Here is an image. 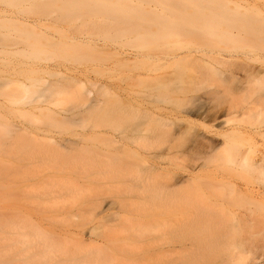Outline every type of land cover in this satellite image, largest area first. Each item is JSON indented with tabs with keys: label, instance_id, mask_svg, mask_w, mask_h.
Segmentation results:
<instances>
[{
	"label": "bare ground",
	"instance_id": "1",
	"mask_svg": "<svg viewBox=\"0 0 264 264\" xmlns=\"http://www.w3.org/2000/svg\"><path fill=\"white\" fill-rule=\"evenodd\" d=\"M156 2L160 4V6L162 7L161 9H157L158 5L156 4ZM222 2L220 0H161V1H157V0H0V23L1 21L2 23L5 21L6 22L5 24L10 22L19 25L17 26L19 27L18 28L19 31L16 30V32H19L20 35L18 34L17 36L18 37L20 36L22 38L24 36H22L21 34L26 35V33H28L27 35H29L31 32L33 31L35 32V30L38 31L35 32L36 40H33L34 39L33 36L30 37H27V35L25 36L27 38H31V41L30 40L26 41L28 45L23 44L24 40H26L25 37L24 40L17 41L18 37L15 36L14 37L15 41L13 40L12 42H14V46L17 48L16 49L17 54L15 52H12V54L13 53L16 55L19 54L20 56L22 55L21 57H24L26 55V51L24 49L22 50L21 47L23 48V46H25L24 48L26 49V47L31 44L30 42H34L31 46H33L32 48H34V52L37 55L33 54V57L34 55H35L34 58H36L37 56L40 57L41 55L46 57L42 62L44 65L43 64H39V65H41L42 66L41 68L44 69V70L42 69V71L44 72L46 69L47 71L45 72L47 73L48 71H50L49 73H52V70L53 71L61 70L60 69L61 66L58 65L57 63H53L54 61L52 62L51 60L54 59L53 57L55 55H58L60 51H62L63 47L60 46L62 49L59 51L58 48L60 47H58L57 45L58 44L59 45L62 44V46L65 45L66 43L65 41L64 44L60 43V41L63 39H68L66 41L70 42L72 44V47L73 46L75 47L74 50H77L76 48H79L80 46L84 48L83 46H91V45H93L95 49L96 47L99 49L108 48L110 49L111 52H113L114 55L121 57L122 60L124 61L133 60L138 57L141 58L144 57L145 59L147 58L146 60H148L149 58L151 59L150 57L151 55L150 56L140 55V53H144V52L147 53L149 47L150 49L151 48L153 49L155 45L156 46L157 45L160 46V44L161 46H164L165 44L167 45L170 43L171 39L173 40L176 39L177 42L179 43L182 40L183 42L186 40L194 41L193 39H195V41L196 39L197 41L198 39L202 41V39L216 38L217 36L220 37L225 35L226 39H228V37H231L230 38L231 42L235 39L236 41L238 40L237 43L242 44L244 41L245 42L248 41V39L245 38L247 37L249 39L252 38L250 39L251 43L253 39H255L259 43L261 42L260 43L261 45L262 41L264 40V22H263L264 17H261V19L259 18L260 20H262L263 18L262 21L263 24H262L260 20H257L255 17H251L250 15H248L247 13L250 14V12H246L247 11L246 9L244 13L246 12L247 15L242 13L243 14L241 17L242 19L234 17L235 14V13L233 14L234 10L227 9L229 4L226 3V1L225 4L223 0ZM154 4H156L157 6H155ZM235 5H237V3H235ZM245 5H247V3H245ZM24 6H28V8L27 7L24 8ZM8 7L17 8L18 14H16L17 12L11 13L10 10L7 9ZM29 8L30 10L26 11V9ZM23 10L26 14L29 13L41 14L44 13L46 10L51 11L52 13L48 12L50 15L46 17L44 16L41 17L42 16L41 15L40 17L31 18L28 15H24L25 13L23 12ZM54 12L56 15H53ZM47 23L48 25L50 24V26H47L46 25ZM5 24L3 23L1 25L3 26ZM51 25L53 26L52 29L50 28ZM222 25H225V29L228 28V30L236 29L244 36L240 37L241 34H239L237 31H236L237 34L235 35L231 34L230 32H227V30H225L224 32L221 29V27H223ZM53 30H55V32H51ZM24 32L26 33L24 34ZM8 34L9 33H7V35L0 33V35L3 36L2 38H0V45L3 43V41L5 42L12 37L11 34L8 37ZM236 35H238L239 37L238 36L236 37ZM4 36L5 37L7 36L8 39H6ZM100 36H103L105 39L106 37L112 38L113 40L112 39L111 40L107 39V40L108 42L110 40L111 43L114 42V44L112 43L114 46L110 44V42L108 43L110 44V46L107 45L105 39L100 40L102 38V37L100 38ZM118 38L120 41H118ZM114 39L117 40L115 41ZM123 39L124 41L127 39L129 43H126L127 40L125 42L123 41L125 44L121 46L123 43L121 41ZM240 40L243 42H239ZM211 41L214 40L211 39ZM215 41H217V39ZM234 41L232 43H234ZM119 42L121 45L119 44ZM245 42L242 45L243 47H245V45L247 47V45L250 43L249 41L246 42L247 44ZM71 44L69 47L67 46L65 47H67L68 50H70L69 48L71 47ZM127 44L131 46L129 47L131 51L125 48ZM181 45L182 44H180L179 46ZM196 45L198 46V44ZM239 45L238 47H240ZM251 45H253V47L248 46L249 47L248 49H252L249 50V52L241 51L244 57L247 59H251L252 55L253 56L256 55L257 53L256 48L262 49V51L260 50L261 54L264 51V46H263L264 42L262 45L263 47L260 45H259L260 47H258L256 46L257 44L255 46L254 44ZM157 47H154L156 51H158ZM133 48L134 51L132 50ZM135 48L137 51L135 50ZM88 49H90V47ZM88 49H86L85 51H87ZM154 49L153 51H155ZM180 49L181 48H179L177 51H182V49L181 50ZM184 49L188 50V47ZM66 50L67 49L65 48L63 51L64 54L69 53L68 51L66 52ZM71 50L74 51L73 48H71ZM175 50L174 52L171 51L172 53L169 52L170 54L168 53V51L166 55L164 54V57L166 56L165 57L166 61L163 60L164 63L162 62L163 63L162 65L165 64L163 66L165 67V69L163 71L164 72L163 75H161L162 78L160 76H157L160 77L159 79H161L160 81L157 80L158 81V83L156 82L157 85L155 84L156 85L155 86L152 83L153 80L156 81L157 77L155 76V74H153L155 77L151 76L152 78H150L151 80L153 79L152 81L150 80L148 82L147 80V82L149 83L147 86L148 89V93L146 95L147 98H145L147 99V105L143 113V118H144L143 121L138 120L137 118L138 113L136 112L137 113L136 114L133 108L131 109L128 107H124L122 106V104L119 105L118 104L119 101L118 102L114 101L113 100L114 98H111L113 96L112 89H110L111 87H109L104 83L99 84L98 81L89 79L84 74L85 78L86 79L88 78L87 80L90 83L88 85L92 87V89L88 88L86 89L85 92L83 91L84 94H86L85 96L87 98L89 97L88 98L89 100L86 99L89 101V103L87 101L89 105L87 106L86 104H84L85 105L84 108H83L84 106L83 104H82L83 106L81 105L79 106L77 104L78 108L76 107V105H74L76 101L81 102L79 99H81V95H82V93L80 94L79 89L76 90V94L79 91L78 92L79 95L78 94L74 95L75 89H77L74 88L73 91L74 96L72 98L77 97L79 101L77 99L73 101V99L71 98L72 100L71 103L75 102L73 104L74 105L73 107L70 104L72 109L75 107L77 109L72 114V118H73L72 120L70 116L64 118L66 116L64 115V117L60 116V118H62L63 121L66 119L64 122L47 121L48 123L41 124V123H36V121H34L35 119L33 120L31 118L33 122H29L28 124L29 126L18 129V131L20 129L21 130L17 133L15 146H14V160L16 163V168H17L16 171L18 177L17 178L18 182L16 185L17 214L15 216L14 223L11 226L12 229H10L11 227L8 223H6V221L0 220V243L4 239H5L4 242L8 240V237L3 233L6 232L8 233L9 230L8 233V235H10L9 237H11V235L14 237L13 249H17L18 253H16V255L19 256L16 259L17 260L16 264H108V263L116 264V262H119V259L116 258L118 254L120 255L118 258H120L121 262H123L124 264H129L131 260V259L129 260L130 257L129 252L134 250L133 248L139 250L158 249V248H163V244L167 245L168 249H171L170 253L172 255L169 254V259L171 258L170 256H173V258L170 259L169 261L170 263L168 261L167 263L176 264L175 262H177L178 264L180 262L179 258H177L178 257L177 255H175L176 257H174V253L176 254L178 253L176 251L177 249H180L178 248V246H180L181 242L186 241L189 238L188 234L189 236L192 235L193 238L195 239L191 238L190 236L191 239H189V242L188 240L186 242L191 243L190 245L192 249L195 250L194 246L196 243H198L197 242L198 238L196 240V237L199 231L198 232L195 231L196 230L195 225L197 224V222L195 223L196 219L194 218H197L198 216L199 217L197 218V220L200 218L203 208L200 207L201 212L199 211L200 208L199 210L197 209V207L199 206H197L198 203L197 200L195 199L196 198L195 194L192 193L195 191L193 189H190V187H192L194 184L192 183L194 179L192 174L190 173L188 174V176L184 178L183 175L182 177L179 175L177 170L180 168L179 159L181 157V152L179 146L181 139L182 140L184 139L182 138V136L183 137L186 136L187 135L186 133L188 131L191 132L190 130L191 128L193 129L194 127L193 125L195 124V122H193V120H190V118L188 117H195L201 119L202 122L199 124L200 128L203 127L207 132L221 138L220 141L218 140L219 142L218 141L215 142V140L204 142V139L202 138L204 147L201 148H203L204 152L203 150L201 152L204 155L201 153L202 156L200 157V159L202 158V161L204 159L203 162L208 161L206 165L209 164L210 160H212V158H214L216 154L221 152L223 156L220 154L218 156H220V160L222 162L219 163L224 164V166L226 165L225 167L229 168L228 169L229 174H233V176H236L234 175L237 174L235 172H240L241 174L243 173L244 176L247 175L248 178L254 179L257 182V184L258 183L260 184V187L258 188H246L241 190L240 196L243 193V196H241L242 198L239 196V191H240L239 189L235 188L236 190H238V192H235L233 186L229 187L230 185L227 184L229 186L228 188L226 187L228 189L226 196L230 198L231 202L226 201V203L229 202L228 204L232 206L236 205V207L253 205L255 207V211L253 210L252 212L250 211L251 210L250 208L252 206L251 207L248 206L249 209L247 208L249 211L248 213L249 221H250V217L252 216L251 213H255V212L264 213V204L262 203L263 201H261L264 199V153L260 155L261 156L260 158L258 157L259 158L258 160L253 162L254 160L252 161L250 159L248 153L244 152L243 154H241L239 152L240 144L238 145V142L236 143L235 140L237 136H241L243 134L240 132L239 129H237V126L231 125L234 121L237 120L239 115L235 117L236 114H234L235 118H232L233 119L232 123L229 119L224 120L222 118L223 115L221 113L219 114L220 112L219 110H218L219 112L218 111L214 112L212 109L213 108L214 110L217 109V106L218 105L220 106V103H221V107L223 106L224 103L222 104V100H224L225 95L223 94L224 96L223 99L221 100L222 94L220 92L216 90L205 92V90L208 88L207 85L208 84H209L208 86L211 85L210 83H212L211 80L213 77L215 78L217 76L218 78L224 75V74L222 75L221 74L222 71L218 69V67H220L219 65L226 66V64L229 63L231 64L232 59H238L240 57L234 56L235 54L232 55V53H230L231 55L229 54L230 55L229 57L222 56L224 54L222 55L219 54V56H217L218 55L217 54L214 56L212 55V53H210L211 51L207 52L208 50L206 49H204L206 50V52L197 49L194 51L188 50L186 52H180V53H178L177 51L175 52ZM243 50H246V48L245 49L243 48ZM254 50L256 51L255 55L251 54L250 52V51L254 52ZM238 51L240 50L238 49ZM87 52L90 51L88 50ZM106 52L108 51H105V55ZM81 53L82 52L78 53V55H80ZM60 54L58 56L61 55L63 56V54L61 55ZM76 54L74 55L72 53L71 55L72 57L73 55L74 57L75 56L77 57L78 55ZM90 56L89 58L93 59ZM26 57L27 56H25L24 58ZM33 57L31 58L33 59ZM65 57L69 58V54H66ZM66 58L65 60L69 61ZM39 59L41 60L42 58ZM85 59H88V57H86ZM45 60L48 62L46 65L44 63ZM77 60H80V58H77ZM135 60H137V62L139 61L138 59ZM75 61H73L74 65H75ZM258 62L260 64L257 68L252 67L247 63L245 65L242 64L239 70L242 69L240 70V73L242 74L244 73V75L242 78H238L239 80L237 79V76L235 77V75L237 74L231 73L230 71L231 73L230 77L232 78L235 77V79L238 80L237 83H239V85L235 84V86L234 85L232 86V88L238 86L236 87L237 89L235 90L236 93L237 91L239 92V94L242 95L246 94L245 92L251 93L248 90L249 89L252 90L251 88L252 83H254L253 86H255L256 82L257 83L258 82L261 83V81L262 83L264 82V55H262L261 58L259 57ZM27 63L29 62L27 61ZM8 64L7 67L10 66V65L8 66ZM70 64L71 63L69 62V66ZM76 64L78 63L76 62ZM230 64L228 66L232 65ZM122 65L125 66V63H122ZM33 66H36V63ZM69 66L63 68L67 72L75 70V68L72 69L71 66L70 67ZM159 68L161 67L159 66ZM171 68L173 70L170 71ZM181 69L183 72H181ZM40 70L41 69L39 68V71ZM226 70L228 69L226 68ZM63 71L60 72L62 73ZM184 71L188 72L189 76L188 73H186L187 75L183 76L184 77L183 78L182 74H184ZM30 72L32 74V71ZM34 72L37 73V71ZM55 74H58V72ZM55 74H53V76ZM76 74L74 73L70 75L69 73L71 77L75 78V81H73L74 78L71 79V77H68V74L66 75L68 78H70L73 81V83L75 82L76 85L78 84L77 83L78 81L79 87L81 88L80 83L81 84L83 83L84 80V79L82 80L83 75L80 72L79 74L82 75V78H79L77 77L79 75L77 74L76 76ZM68 78L67 80H66V76L64 78L66 80L64 81L67 82L66 87L69 86L67 84H70L72 82V81L69 82ZM35 81L36 82L33 83H31L32 82L31 81L29 84H25V82L23 81L22 86L24 87V89L21 91L22 95L20 94L21 96L18 97V100L16 99V97L11 98L12 100L15 99L13 103L15 102L16 104L17 102L20 103L22 101H25V103L26 102L33 103L34 101H38L40 102V104H42L40 108H42V106L44 107L43 109H41V111H43L51 108V106L50 107L48 106L47 109L45 108L48 105V102L49 105H51V103L56 99V96L59 97L58 95L60 94V92L61 94H63L64 91L66 92V90H68V88L66 87L65 90L62 84H60V86L58 85V87H60L59 90L58 88H56V85L54 86L51 85L54 84L53 81H50L52 82L50 84V82L44 80V78L36 79ZM224 82L226 81L224 80ZM87 83H85L84 86L89 87L87 86ZM262 83L261 85H264ZM3 84H5V82L1 81L0 79V86ZM204 85H206L207 87L206 89H204L205 88ZM201 86H204V88ZM221 86L222 84L220 85V87ZM96 88L97 91L102 92L101 93L103 94L102 99H99L97 97V95L99 96L100 93H97ZM201 88L204 89L205 92L204 94L201 93L203 91V90L200 91ZM219 89L220 88H218L217 90ZM221 90H223V88ZM224 90L227 91L226 87L224 88ZM258 90H259V94H258ZM258 90H257V94L259 96L257 97V100L261 103V105L258 104V101L257 102L254 101L256 102V105L257 104L260 105V107L256 106L257 108H255V110L260 108L261 111L263 110L261 113H264V88ZM197 92L198 94L200 92L201 96L199 95L197 96L196 95ZM224 93L226 94L227 92ZM66 94L64 93L63 96L61 95V97H63V99L61 100L57 98L59 100V101L57 100V102L62 103L64 100L66 102V99L70 97L69 95H68L69 97H67ZM251 94L248 95H251L252 97L253 94L255 95V92ZM18 95L19 94H17V96ZM64 95H66V97ZM104 95L105 96L107 95L108 98L103 99ZM13 96L15 95H12V97ZM155 97H157L162 102L161 103L159 101V104L160 103L163 104L164 105L163 107H161V105L159 104H157L158 106H160L159 108L158 106H155L154 104ZM235 97L234 98L232 97L231 100L233 99L232 101H234ZM238 97L241 98L243 96L238 95ZM51 98L54 99L52 100ZM83 98L84 96L82 97V99ZM82 101L84 102L85 98ZM196 101L197 103L199 102V104L200 103L202 104L203 101L204 102V104H202L203 106L200 104L201 105L200 108V105L197 104L196 106H198L197 107L198 109H195L194 107ZM38 102H37V106L39 104ZM34 104L36 103H33V105L32 104L30 105L27 104V105L31 107L33 106L36 107V105ZM53 104L55 103L53 102ZM210 104H212L213 106H211ZM238 104L239 103H237L236 105L233 104L235 106V109L238 107ZM63 105H65V103ZM22 106H24V104ZM55 107L58 106L56 105ZM36 108L38 109L39 107ZM54 108L53 111H51L52 108L49 109L50 111L49 110L47 111L50 114H53L52 117L56 118L54 116ZM58 108H55V110H58ZM68 109L69 107L67 108V110ZM230 109H232V107H230ZM235 109L233 108L232 110H234V112L236 110L238 111V109L236 110ZM63 110H65V112L67 111L66 109ZM157 110L158 112H156ZM232 110L229 111V113L228 112L227 113L228 114L233 113ZM62 112L63 111L60 108V113L63 115L65 112L63 113ZM49 113L45 112L42 113V115L43 117H45V115ZM60 113L58 112L57 114L59 115ZM67 113L68 112H66V114ZM57 114L56 116H58ZM69 114H71V112ZM256 114L258 113L256 112ZM46 116L47 117L49 116V120L50 118H52L51 115H46ZM75 116L76 117L78 116V118L80 117V120ZM182 121L187 123L188 131L184 125H179V124H184L182 123ZM206 122H211V123L213 122V123L211 125H207ZM55 125H59L64 129H68L69 127H74V128H79V130L75 131L73 134L70 135H66L64 134V132H55V133L50 132L49 134H46V132L45 133L41 132L43 131V127L49 128ZM189 126L191 127L190 129ZM27 132H29V135ZM260 135L263 137L262 139H264V131L260 132ZM217 139L218 138H216V140ZM237 140H239V138ZM193 149L187 150L186 153L191 152L192 154L194 152ZM211 155H213V157L210 158ZM216 158L219 157L216 156ZM193 159L194 158L191 157L192 161L195 160ZM148 160L151 161V163L148 162L149 164L147 165ZM217 160L215 162L216 164L218 163ZM203 165L205 166V163L202 164V167H204ZM217 165L220 166V164ZM191 167L193 169L195 168L194 166ZM26 169L28 170L27 172ZM187 170L188 169H186V171ZM192 170L189 169V172L190 171L192 172ZM28 172L29 174H27ZM241 174L238 173V175L241 176L240 178L238 176L236 177H238V179H241L242 178ZM244 176L243 178L247 180L245 182L250 183L248 182L249 179H247V177ZM159 177L161 178L163 177V179L160 180ZM26 180L28 181V184L25 185V183H27ZM240 181H242V179ZM182 185H184V187L185 185H189V186L191 185L190 187L188 186L190 191L187 190L188 191L187 194L191 192L193 196H191V193L186 195L185 192L184 195L183 191H185L186 188H184V190L182 191L183 189ZM112 188H115V191L112 190L113 192H111L110 189ZM192 188L196 189V187H192ZM102 189H106V190L102 191ZM107 190L109 191L105 192ZM202 196L204 197V194H202ZM26 198L29 200L28 202L24 200ZM72 200L73 202L74 201L75 202L73 203ZM24 203L26 205H24ZM25 206H27V208ZM208 207L209 209H205L206 207L204 209L209 210L211 212L212 209L210 210V208L212 206L210 207L209 205ZM205 210H203V212H205ZM197 211H199L198 214H196ZM203 212L202 215L204 214ZM215 213L217 214V211ZM235 213L234 212L233 213L229 212V214L227 213V216L229 215L231 217V218L228 217L230 218L228 219L230 220L229 223L230 226L223 225L225 223H223L222 224L223 226H221L223 227V229H226L224 227L228 226L229 227L227 228L228 232L227 230H224L226 232L222 233L220 231L222 229L221 227L219 233L216 231L218 234H215L214 233L215 231L213 230L212 232H206L207 237L209 238L214 239L215 237L218 238V236H220L221 238L220 237L219 239L215 238L214 241L212 239L210 241L206 240V242L203 238L204 241L202 244L203 245L205 244V246L207 245L209 247L207 249L206 248L200 249L201 248L200 246L199 249H196L199 251L203 250V252L205 251L207 256H205L204 254L205 259L202 257H201L202 259L201 258L200 259L201 260L204 259L207 264L208 263L212 264L208 261L210 260L211 262H213L214 257L215 259L216 258L219 259L218 257L221 256V254L219 253L220 254L219 255L217 253L218 251L221 252V249L219 250V248L224 247V245L230 249L225 248L226 253L223 252L225 256H223L224 254L221 252L223 254L221 259L230 258L231 260V262L227 263L229 259H226L227 261L225 260V264H249V262H251V260L254 259L255 257V256L253 257V254H255L253 253L254 250L249 249V251L253 253L252 254L251 252L248 251V248L247 250L245 249L246 247L244 248V245L246 244L245 241L242 242L240 240H237V238L240 239L239 238L240 236L238 235L236 236L235 234L236 231L239 230L240 228L238 223L242 217H240V219L238 218L239 219L238 220L236 218L237 215ZM212 214L214 215V213ZM222 214L223 213L221 212V215H216V218L214 219H217L218 216L219 217L222 216ZM181 215H183L182 217L187 216L185 218L187 219L185 220V222H188L190 220L188 224H182L184 222V218L181 219L183 220L182 223L178 222V218L179 216L181 217ZM208 215L212 218L211 213L210 214L208 213ZM205 218L201 217L200 219L203 220ZM214 219L213 220L210 219L211 221L208 222H212L214 221ZM199 220L198 222H200ZM179 223L185 226L187 225L186 228L189 230V232H186L184 228H181L182 226ZM205 223L206 222L204 220V224ZM218 224L216 221V225ZM198 225L197 227H199ZM242 225L243 227L245 226L244 223ZM251 226L253 225L251 224ZM212 227L214 229V226ZM6 228L8 230H5ZM160 228L163 230V232L162 234L160 233L161 235L156 236L154 232L156 233L157 231V233H159L160 231L158 232V230ZM198 229L199 228H197V230ZM209 229L211 230V228ZM182 233H184V237L188 233L187 237H185V240H182L184 239L181 237L183 236ZM205 234H203V236H205ZM195 240L196 242H194ZM4 242H2L3 244L1 243V245L4 246ZM129 242L133 244L130 243L131 244L130 245ZM215 244H218L219 246L217 247L215 246ZM198 245L199 243L196 246ZM211 245L212 246L214 245L215 247L213 246V248L215 249H213ZM210 246L212 249H209ZM24 249H29V252L32 249L31 254L28 253L29 254L28 255L27 252L24 251ZM34 249L35 250L38 249V251H35ZM225 250L223 249L222 251ZM103 251H106V253ZM110 252L111 255H109ZM136 252L134 253L137 256ZM143 252H139V253L141 254ZM144 253L148 254L147 252ZM208 253H210V256ZM194 254L192 255L195 256ZM214 254L216 256L217 255L219 256L217 257L213 256ZM25 256L28 258L27 259L28 261L25 259ZM131 256L133 257L132 254ZM145 257L146 256H144V259L148 258ZM196 257L198 258V256ZM209 257L212 259H210ZM25 260L28 263L27 262L25 263ZM150 260L148 261L151 262ZM138 261L140 262V264H145L143 262L144 260L143 261L138 260ZM138 261L136 262L138 263ZM186 262L188 263V261ZM195 262L196 261L194 258L193 264ZM214 262L216 263V261ZM152 263H147V264H152ZM154 264H156V262ZM164 264H166V261ZM189 264H191V262Z\"/></svg>",
	"mask_w": 264,
	"mask_h": 264
},
{
	"label": "rangeland",
	"instance_id": "2",
	"mask_svg": "<svg viewBox=\"0 0 264 264\" xmlns=\"http://www.w3.org/2000/svg\"><path fill=\"white\" fill-rule=\"evenodd\" d=\"M157 1H161V0H157ZM221 2H222V0H220ZM224 1V3H225V1H226V3H228L229 4V6H228V8L227 9H229V10H234L233 11V14H234V17H237V18H241L242 17V13H244V11H246V12H250V14L249 13H247L248 15H250L251 17H255L257 20H260L261 19V17H264V0H223ZM229 1V2H228ZM231 1V2H230ZM223 3V2H222ZM225 3V4H226ZM231 3V4H230ZM235 3H237V5H235ZM245 3H247V5H245ZM158 6H157V5ZM156 4H154L155 6H157V9H161L162 7L160 6V4L159 3H157L156 2ZM25 7H27L28 8V6H24V8ZM23 8V7H22ZM22 8H20V9H22ZM8 10H10V12L11 13H16V14H18V9L17 8H14V7H8L7 8ZM14 11H13V10ZM19 9V10H20ZM246 9V10H245ZM25 10V9H24ZM24 10H23V12H24ZM27 10H30V8L29 9H26V11ZM50 10V9H49ZM261 11V12H260ZM20 12V11H19ZM22 12V13H23ZM52 13L51 11H48V10H46L44 13H29V12H27V13H29V14H26L25 12V14L24 15H28V16H30L31 18L32 17H40L41 15V17H46V16H48V15H50L49 13ZM246 12L244 13V14H246ZM260 12V13H259ZM22 13H21V15H22ZM46 13H47V15H46ZM229 13H232V12H229ZM45 14V15H44ZM239 14V15H238ZM246 14V15H247ZM20 15V14H19ZM53 15H56L55 14V12L53 13ZM245 15V16H246ZM260 18V19H259ZM242 19V18H241ZM261 22L263 21V18H262V20H260ZM260 21H259V23H260ZM264 22V21H263ZM263 22H262V24H263ZM4 24L6 23L5 21L3 22ZM2 23V21H1V23H0V30H1V34H5V35H7V33H9L8 34V37H9V35L11 34V38H9V39H11V40H9L8 38H7V36L5 37L6 39H8L7 41H3V45L1 44L0 46H3V47H0V60H2V58H3V60H7L6 62L5 61H3V63H2V61H0V79H1V81H4L5 82V84H3V85H1L0 86V137L2 138H0L1 140H0V220H3V221H6V223H8L9 225H10V227L12 226V224L14 223V219H15V216H16V214H17V201H16V190H17V188H16V185H17V171H16V163H15V160H14V146H15V141H16V137H17V133L21 130H19L18 131V129L19 128H23V127H26V126H29L28 124H29V122H33V120L34 121H36V123H48L49 121H53V122H64L63 121V119L62 118H60V116L61 117H64V115H66L64 118H66V117H68V116H70L71 117V120L73 119L72 118V114L74 113V111H76L77 109H76V107L78 108V105L80 106H83L84 104H86L87 106L89 105L88 103H89V97L87 98L85 95L86 94H84V92L86 91V89H92V87L91 86H89L88 84H90L89 82H88V78L89 79H93V80H95V81H98L99 82V84L101 83V84H106V85H108L109 87H111L110 89H112V97L111 98H114L113 100L114 101H119V105H121L122 104V106H124V107H128V108H133L134 110H135V113L138 115V120H140V121H143L144 120V118H143V113H144V111H145V109H146V105H147V99H145V98H147L146 97V95H147V93H148V89H147V86H148V82L151 80L150 78H152L151 76H153V77H157V76H160L161 77V75H163V71H164V69H165V67H163L164 65H162L163 63H164V61L163 60H165L166 58V56L164 57V54L166 55V53H167V51H168V53L169 52H171V51H173L174 52V50H175V52L179 49V48H181L182 49V51H177L178 53H180V52H186V51H188V50H190V51H194V50H202V51H205L206 52V50H208L207 52H210V53H212V55H217V56H219V54L220 55H222V54H224V55H222V56H227V57H229L231 54L230 53H232V55H234V56H238V57H240V58H238V59H232V61H231V66H228L229 64H226V66H223V67H225V68H223L221 65H219L220 67H218V69L220 70V71H222V75L223 76H221V77H218L217 78V76L214 78H212V80H211V82L212 83H210L211 85L210 86H208L207 85V87H206V85H204L205 86V88H204V86H201V87H203L204 89H209V90H205V92H207V91H213V90H216V91H218V92H220L221 94H222V97H221V100L223 99V96L225 95V98H224V100H222V104H223V106L221 107V103H220V106L218 105L217 106V109H215L214 110V108L212 109L214 112H216V111H218L219 112V114L221 113L222 115V118L224 119V120H226V119H229L230 121H231V123H232V121H233V119L232 118H235V117H237L238 115V118H237V120L236 121H234L231 125L233 126V125H235V126H237V129H239L240 130V132L243 134V135H241V134H238V135H241V136H235L236 137V143L238 142V145L240 144V147H239V152L241 153V154H243L244 152H246V153H248L249 154V157H250V159L253 161V162H255L256 160H258L261 156L260 155H262L263 153H264V139H262L263 137L260 135V132H263L264 131V113H261L262 111H261V109L260 108H258V109H256L255 110V108H257L256 106H258V107H260V105H261V103L257 100V97L259 96L258 94H259V90L258 89H261V88H264V85H261V83H262V81H261V83L260 82H256L255 83V86H253L254 85V83H252V90H248V91H250L251 93H254L255 92V95L253 94V96L251 97V93H247V92H245L246 94H239V92L237 91V93H236V87H238V86H236V87H233L232 88V86L234 85L235 86V84L236 85H239V83H237V81L239 80L238 78H242L243 77V75H244V73L242 74V73H240V70H242V69H240L239 70V68H241V65L243 64V65H245L246 63L248 64V65H251L252 67H255V68H257L258 66H259V62H258V60H259V57L261 58V56L262 55H264V51L262 52V54H261V51H262V49H258V48H256L257 49V53H256V51L254 50V52H252V51H250L251 52V54H254L255 55V53H256V55L255 56H251L252 58L251 59H247V58H245L244 57V55H243V53L242 52H246V51H248L249 52V50H252V49H248L249 47L248 46H252L253 47V45H251V44H254V46L256 45V46H258V47H260V46H262L263 45V42H264V40L262 41V44L260 45V43L257 41V40H255V39H253V41H252V43L250 42L251 40L250 39H252V38H247V37H245L246 39H248V41L250 42L248 45H247V47H246V45H245V47H243L242 45H243V43L245 42H243V41H239V42H243L242 44L241 43H237V41L235 40H233L234 41V43H232L231 42V37H228V39H226V37H225V35L224 36H220V37H216V38H210V39H202V41H203V43H202V41L201 40H199L198 39V41H197V39H196V41H195V39H193L195 42H197V43H195L194 41H188V40H186V41H184L183 42V40L182 41H180L179 43L177 42V40L175 39V40H173V39H171V41H170V43L169 44H165L164 46H161V44H160V46L159 45H153L154 47H157V50L158 51H156L155 49H154V47L153 46H151V47H153V49L155 50V51H153V49H152V51H151V49H150V47H149V49H148V51H147V53L146 52H144V53H140V55H151L150 57H151V59L149 60H146L144 57L143 58H141V57H138V58H135V59H138L139 61L137 62V60H135V59H133V58H130V59H133V60H128V61H124V60H122V58L121 57H118L117 55H114L113 54V52H111L110 51V49H108V48H105V49H99V48H97L96 47V49L93 47V45H91V46H83L84 48H82V46H80L79 48H80V51H79V48H76L77 50H74V46L72 47V44L70 43V42H68V41H66V40H68V39H63V40H61L60 41V43H65V45H63L62 46V44H58L57 46L58 47H63V49L60 47V48H58L59 49V51L62 49V51H60V53L61 54H63V56L61 57V56H58V55H55L52 59L53 60H51L53 63H57L58 65H60L62 68L63 67H68L69 66V62L72 64H70V66H71V68L72 69H74L75 68V70L74 71H77V70H80V71H77V72H81L82 73V75H83V78H82V75L81 74H79V73H77V72H74V71H68L69 73H70V75H72V74H78L79 76H77V74H76V76L77 77H79V78H82V80H83V83L81 84L80 83V86H81V88L79 87V82L77 81V85L75 84V82L73 83V81H75V78L74 77H71L70 75H69V73L63 68H61L60 67V69L61 70H57V71H53L52 70V73L53 74H55V73H57L58 72V74H55L54 76H53V74L52 73H49L50 71H48V73L47 72H45V71H47L46 69H45V71L43 72L42 71V69L43 68H41L42 66L41 65H39V64H43L42 62L44 61V58H46L45 56H43V55H41L40 57L39 56H37L36 58H34L35 57V55H37L35 52H34V48H32L33 46H31L34 42H30L31 41V38H27V37H30V36H33V40H36V35H35V32H38V31H36L35 30V32L33 31V32H31L29 35H27L28 33H26V32H24V34L26 33V35H27V37H25L26 35H23V34H21L22 36H24L25 38H26V40H24L25 38L23 37H18L17 35L19 34V32H16V30H18L19 31V27H17V26H19V25H17V24H13V23H7V24H9V25H7V24H5L6 25V27H5V25H1V24H3ZM47 26H50V24L48 25V23L46 24ZM9 26V27H8ZM12 26V27H11ZM15 26V27H14ZM223 27H221V29L225 32V30H227V32H230L231 34H237L236 33V31L238 32V30H236V29H229L228 30V28L227 29H225V25H222ZM17 27V28H16ZM52 25H51V29H52ZM69 27V26H68ZM9 30H8V29ZM12 28V29H11ZM224 28V29H223ZM5 29V30H4ZM234 30V31H233ZM10 31V32H9ZM51 32H55V30H53V31H51ZM218 32H221V31H218ZM13 33V34H12ZM20 33H22V32H20ZM229 33V34H230ZM239 34H241L240 32H238ZM16 34V35H15ZM238 34V35H239ZM20 35V34H19ZM238 35H236V37L238 36ZM18 37V40L17 41H21V40H24V42H26V41H28V40H30L29 42L31 43L29 46H27L28 45V43L26 42V43H24L23 41V44H27L26 46V49L24 48L25 46H23V48L21 47L22 46V44H21V46H19V47H21V49L23 50H25L26 51V55L25 56H27L26 58H24V57H21L19 54V56L18 55H16L17 53V48L14 46V42H12L15 38L14 37ZM227 36V35H226ZM232 36V35H231ZM241 36H244V35H240V37ZM3 36H1L0 35V38H2ZM99 37V36H98ZM102 37V38H101ZM239 37V36H238ZM13 38V39H12ZM19 38H21V39H19ZM100 40H103V39H105L103 36H100ZM107 39H112V38H107L106 37V39H105V41H106V43H107V45H109L110 46V44H114V42H110V40H109V42H110V44H108L109 42H108V40ZM125 39V38H124ZM124 39L121 41V42H123L124 41ZM211 39H213L214 41H211ZM217 39V41H215ZM222 39V40H221ZM230 39V40H229ZM32 40V41H33ZM113 40V39H112ZM115 41L117 40V39H114ZM127 40V39H126ZM125 40V41H126ZM15 41V40H14ZM65 41V42H64ZM118 41H120L119 40V38H118ZM124 41V42H125ZM128 41V40H127ZM126 41V43H129V41L127 42ZM201 41V42H200ZM248 41H246V42H248ZM122 43V45L120 44V42H119V44L121 45V46H123V44H125V43ZM245 42V43H246ZM257 42V43H256ZM67 43H68V45H67ZM71 44V47L69 48L70 50H68V48L67 47H69L70 46V44ZM117 43V42H116ZM258 43H259V45H258ZM5 44V45H4ZM112 44V45H113ZM180 44H182L181 46H179ZM196 44H198V46L196 45ZM239 44H241V45H239ZM247 44V43H246ZM128 45V46H127ZM126 46H125V48L126 49H129V47H131L129 44H127ZM163 45V44H162ZM236 45V46H235ZM238 45L240 46V47H238ZM30 46H31V49H30ZM65 46H67V47H65ZM114 46V45H113ZM116 46V45H115ZM118 46V45H117ZM195 46H196V48H195ZM264 46V45H263ZM262 46V47H263ZM15 47V48H14ZM29 47V48H28ZM67 49L66 50V52L68 51L69 53H63V51H64V49L65 48ZM86 47V48H85ZM90 47V49H88ZM132 47H133V45H132ZM163 47V48H162ZM165 47V48H164ZM178 47V48H177ZM186 47H188V50L187 49H184V48H186ZM198 47V48H197ZM238 47V48H237ZM11 48V49H10ZM28 48V49H27ZM71 48H73V50L74 51H72L71 50ZM92 48H94V49H92ZM159 48H161V49H159ZM195 48V49H194ZM236 48H237V50H236ZM243 48L245 49L246 48V50H243ZM251 48V47H250ZM14 49V50H13ZM20 49V50H21ZM30 49V50H29ZM86 49H88L90 52H92V53H90V52H87V51H85ZM107 49V50H106ZM180 49V50H181ZM204 49H206V50H204ZM238 49L240 50V51H238ZM255 49V48H254ZM82 50V51H81ZM97 50V51H96ZM101 50H103V51H101ZM133 51H134V48L132 49ZM135 50H136V48H135ZM160 50V51H159ZM261 50V51H260ZM72 51V52H71ZM79 51V52H78ZM85 51V52H84ZM105 51H108V52H106V55H105ZM129 51H131L130 49H129ZM137 51V50H136ZM215 51V52H214ZM242 51V52H241ZM12 52H15L16 54H12ZM76 52H77V54H76ZM80 52H82V53H84V54H80L81 55V57H80V55H78V53H80ZM94 52V53H93ZM155 52V53H154ZM222 52V53H221ZM73 53L74 55L76 54V55H78L77 57L75 56L74 57V55H73V57H72V55L71 54ZM91 55H89V54ZM100 53H102V54H100ZM153 53V54H152ZM172 53V52H171ZM237 53V54H236ZM25 54V53H24ZM23 54V55H24ZM30 54H31V56H30ZM33 54H35L34 55V57H33ZM66 54H69V58H66L65 57V55ZM108 54V55H107ZM170 54V53H169ZM230 54V55H229ZM260 54H261V56H260ZM101 55V56H100ZM114 55V56H113ZM243 55V56H242ZM30 56V57H29ZM56 56H58V57H56ZM71 56V57H70ZM83 56V57H82ZM89 56L91 57V58H93V59H90L89 58ZM93 56V57H92ZM96 56V57H95ZM168 56V55H167ZM259 56V57H258ZM31 57H33V59L31 58ZM86 57H88V59H85ZM110 57V58H109ZM146 57V56H145ZM6 58V59H5ZM29 58V59H28ZM39 58H42L41 60L39 59ZM56 58V59H55ZM63 58V59H62ZM65 58L66 59H68L69 61H67V60H65ZM72 58V59H71ZM74 58H76V59H74ZM77 58H80V60H81V62H80V60H77ZM81 58H83V59H81ZM105 58V59H104ZM140 58V59H139ZM164 58V59H163ZM30 59H32V60H30ZM35 59V60H34ZM39 59V60H38ZM103 59V60H102ZM9 60V61H8ZM22 60V61H21ZM76 60V61H75ZM95 60V61H94ZM120 62H118V61ZM135 60V61H134ZM237 60V61H236ZM246 60V61H245ZM257 60V61H256ZM261 60V59H260ZM13 63H12V62ZM27 61L29 62V63H27ZM56 61V62H55ZM73 61H75V65H74V62ZM79 61V62H78ZM166 61V60H165ZM76 62L78 63V64H76ZM163 62V63H162ZM252 62H255V63H252ZM261 62V61H260ZM9 63V64H8ZM10 63H12V64H10ZM18 63V64H17ZM33 63V64H32ZM35 63H36V66L37 67H39L41 70L39 71V68H37L36 66H33V65H35ZM45 65L48 63L46 60H45ZM67 63V64H66ZM122 63H125V66H123L122 65ZM241 63V64H240ZM257 63V64H256ZM7 64H8V66L9 67H7ZM22 64V65H21ZM24 64V65H23ZM26 64V65H25ZM28 64V65H27ZM44 65V64H43ZM62 65H64V66H62ZM68 65V66H67ZM115 65V66H114ZM18 66V67H17ZM23 66V67H22ZM69 66V67H70ZM74 66V67H73ZM83 66V67H82ZM107 66V67H106ZM159 66L161 67V68H159ZM233 66V67H232ZM240 66V67H239ZM4 67V68H3ZM26 67V68H25ZM81 67V68H80ZM163 67V68H162ZM18 68V69H17ZM22 68V69H21ZM92 70H91V69ZM111 68V69H110ZM226 68L228 69V70H226ZM150 69H153V70H150ZM156 69V70H155ZM15 70H16V72H15ZM44 70V69H43ZM64 70V71H63ZM89 70V71H88ZM150 70V71H149ZM155 70V71H154ZM167 70V69H166ZM165 70V71H166ZM171 70H173L172 68L170 69V71ZM30 71H32V74H31V72ZM34 71H37V73L36 72H34ZM60 71H63L62 73H64V74H62ZM95 73H94V72ZM149 71V72H148ZM220 71H219V74H220ZM230 71H231V73H235V74H237V75H235V77L237 76V79L238 80H236L235 79V77H233L234 78V80H233V78L232 77H230L231 75V73H230ZM234 71V72H233ZM236 71H238V72H236ZM55 72V73H54ZM66 72V73H65ZM74 72V73H73ZM181 72H183L182 71V69H181ZM180 72V73H181ZM225 72V73H224ZM227 72H228V74H227ZM242 72V71H241ZM34 73V74H33ZM152 74V75H150V74ZM186 73H188V72H185L184 71V74H182V77L183 76H185V75H187ZM43 74V75H42ZM49 74V75H48ZM51 74V75H50ZM66 74H68V77H71V79L72 78H74V80L72 81L70 78H68L67 77V75ZM84 74H85V76L86 77H88L87 79L85 78V76H84ZM149 74V75H148ZM153 74H155V76L153 75ZM191 74V73H190ZM64 75V76H63ZM228 75V76H227ZM57 76H58V78H57ZM64 77L65 78V76H66V80H67V78H68V81L69 82H71V83H73V84H71V86H70V84H67V85H69L68 87H66V83L67 82H65L66 80L64 79V78H61V77ZM148 76H149V78H148ZM188 76H189V73H188ZM91 77V78H90ZM147 77V78H146ZM160 77H157L156 78V81H154L153 79V81H152V83L155 85H157V83H158V81H160L161 79H159ZM43 79L44 78V80H47V81H53V83L54 84H51L52 82H50V84L51 85H56V88H60V87H58V85L60 86V84H62V86H64L63 88H68V90H66V88H65V90H66V92H67V94H66V92L64 91V93L67 95V97H69L70 98V100H69V98H67L68 100H69V102H68V100L66 99V102H65V100L63 101L64 103H65V105H63L64 103L62 102V103H60V102H57V100L58 99H63V97H61V95L63 96V94H61V92H60V94L58 95L59 97H57L56 96V99L53 101L58 107H55L56 105L55 104H53V102L51 103V105H49V102H48V105L45 107L46 109L48 108V106L50 107L51 106V108H52V110L51 111H53V108L55 107V108H58V110H55V108H54V116L56 117V118H54V117H52L53 116V114H50L47 110H49V109H51V108H49V109H47V110H43V111H41V109H43L44 107L42 106V108H40V106L42 105V104H40V102H38V101H32L33 103H36V104H34V105H36V107H39L40 108V110H39V108L37 109L35 106H33V107H31V106H28L27 104H32L33 105V103H31V102H29V103H25V101H22V102H20V103H16L15 104V102L13 103V101H15V99H11V98H14V97H16V99L18 100V97L19 96H21L22 94H21V91L24 89V87L22 86V84H23V81L25 82V84H29L31 81V83H33V82H36L35 80L36 79ZM141 78H143V79H141ZM162 78V77H161ZM184 78V77H183ZM185 78H187V77H185ZM221 78H223V79H221ZM227 78H228V80H227ZM70 79V80H69ZM86 79V80H85ZM146 79V80H145ZM65 80V81H64ZM145 80V81H144ZM147 80H148V82H147ZM158 80V81H157ZM224 80L227 82H224ZM22 81V82H21ZM56 81H57V84H56ZM84 81H87V82H84ZM28 82V83H27ZM59 82V83H58ZM65 82V83H64ZM155 82V83H154ZM157 82V83H156ZM231 82H232V85H231ZM236 82V83H235ZM21 83V84H20ZM85 83H87V86H89V87H86V86H84L85 85ZM151 83V82H150ZM151 83V84H152ZM75 84V85H74ZM152 84V85H153ZM222 84V88H223V90H221L222 88L220 87V85ZM262 84H264V82L262 83ZM155 85V86H156ZM223 85H224V87H223ZM261 85V86H260ZM74 86V87H73ZM84 86V87H83ZM251 86V85H250ZM16 87H17V89H16ZM69 87H70V90H69ZM91 87V88H90ZM115 87V88H114ZM215 87H217V88H215ZM226 87V90L227 91H225L224 90V88ZM229 87H230V89H229ZM18 88H20V89H18ZM55 88V87H54ZM74 88H77V89H75V94L74 95H79V91L77 92V94H76V90H80V94L82 93V95H81V99H82V97L84 96V98H85V101L83 102L82 100H84V98L81 100V99H79L81 102H77L76 101V103L75 102H72L71 103V98L74 96L73 95V91H74ZM83 88H85V89H83ZM218 88H220L219 90H217ZM235 88V89H234ZM254 88V89H253ZM258 88V89H257ZM61 89H62V87H61ZM83 89V90H82ZM146 89V90H145ZM204 89H202L201 88V90L200 91H202L201 93H205L204 92ZM233 91H232V90ZM258 90V94H257V90ZM13 90V91H12ZM60 90V89H59ZM95 90V89H94ZM256 90V91H255ZM71 91V92H70ZM84 91V92H83ZM96 91H97V88H96ZM222 91V92H221ZM254 91V92H253ZM11 92V93H10ZM20 92V93H19ZM115 94H114V93ZM224 92H227L226 94L224 93ZM69 93V94H68ZM97 93H100L99 94V96L97 95V97L99 98V99H102V96H103V94H101L102 92H99V91H97ZM97 93H95V94H97ZM157 93V92H156ZM244 93V92H243ZM17 94H19L18 96H17ZM21 94V95H20ZM71 94V95H70ZM224 94V95H223ZM236 94V95H235ZM248 94H251V95H248ZM12 95H15V96H13L12 97ZM66 95H64L65 97H66ZM69 95V96H68ZM195 95V94H194ZM196 95L198 96H201V94H200V92H199V94H198V92L196 93ZM195 95V96H196ZM220 95V94H219ZM238 95L239 96H243V97H238ZM111 96V95H110ZM116 96V97H115ZM156 96H158V95H156ZM236 96V97H235ZM247 96V97H246ZM256 96V97H255ZM234 98L235 97V100L234 101H232L231 100V98ZM238 97V98H237ZM21 98V97H20ZM19 98V99H20ZM58 98V99H57ZM75 98V99H74ZM74 98H72L73 99V101H75L76 99H77V97H74ZM78 98H79V96H78ZM106 98H108L107 97V95L105 96L104 95V97H103V99H106ZM110 98V97H109ZM115 98H116V100H115ZM243 98V99H242ZM249 100H248V99ZM52 100L54 99V98H51ZM50 99V100H51ZM65 99V98H64ZM86 99H88V100H86ZM230 99V100H229ZM11 100H12V102H11ZM49 100V101H50ZM78 100V99H77ZM78 100V101H79ZM157 100H158V102H157ZM237 100V101H236ZM59 101V100H58ZM87 101H88V103H87ZM159 99L157 98V97H155V99H154V104H155V106H158L157 104H159ZM226 103H225V102ZM254 101H258V104H260V105H256V102H254ZM37 102L39 103L38 104V106H37ZM68 102V103H67ZM86 102V103H85ZM161 102V101H160ZM230 102H232V103H230ZM250 102V103H249ZM12 103H13V105H12ZM47 103V102H46ZM75 103V104H74ZM80 103V104H79ZM162 103V102H161ZM159 104V105H161V107H163L164 105L163 104ZM237 103H239L238 104V107L236 108V109H238V111L235 109V106L233 105V104H237ZM247 103V104H246ZM255 103V104H254ZM11 104V105H10ZM24 104V106H22ZM45 104V103H44ZM43 104V105H44ZM60 104V105H59ZM62 104V105H61ZM67 104V105H66ZM72 105V107L74 106V105H76V107L75 108H73V109H75V110H73L72 109V107H71V105ZM74 104V105H73ZM78 104V105H77ZM83 104V105H82ZM194 104V103H193ZM197 104H199V102L197 103V101L195 102V109H198L197 107L198 106H196ZM201 104V103H200ZM199 104V105H200ZM202 104H204V102L202 101ZM201 104V105H202ZM253 104V105H252ZM55 105V106H54ZM201 105H200V108H201ZM211 106H213L212 104H210ZM216 105V104H215ZM231 105V106H230ZM239 105H241V106H239ZM251 105V106H250ZM45 106V105H44ZM194 106V105H193ZM203 106V105H202ZM232 107V109L234 108L236 111L234 112V110H232V109H230V107ZM244 106V107H243ZM30 107V108H29ZM69 107V109L68 110H70V111H68L67 110V108ZM71 107V108H70ZM85 107V105L83 106V108ZM160 106H158V108H159ZM219 107H221V108H219ZM224 107H225V109H224ZM228 107H229V109H228ZM250 107V108H249ZM60 108H61V110L63 111V112H65V110H63V109H66L67 111L66 112H68L67 114H69L70 112H71V114H69V115H67L66 114V112L62 115L61 113H60ZM63 108V109H62ZM80 108V107H79ZM82 108V107H81ZM199 108V109H200ZM223 108V109H222ZM73 110V112H72V110ZM247 109V110H246ZM252 109H254V110H252ZM17 110H19V111H17ZM233 111V113H231V114H228L229 113V111ZM239 110H241V111H239ZM260 110V111H259ZM47 112V113H49V114H46V115H51V117L52 118H50V120H49V116L47 117L46 115H45V117H43V115H42V113H45V112ZM50 111V110H49ZM57 111V112H56ZM253 111H255V112H253ZM260 113H259V112ZM31 112V113H30ZM39 112V113H38ZM60 113L59 115L57 114V113ZM62 112V113H63ZM156 112H158V110L156 111ZM228 112V113H227ZM256 112L259 114H256ZM27 113V114H26ZM51 113H53V112H51ZM58 115V116H56V114ZM250 113V114H249ZM25 114V115H24ZM39 114V115H38ZM226 114H227V116H226ZM233 114V115H232ZM234 114H236V116L234 115ZM244 114V115H243ZM252 114V115H251ZM41 115H42V117H41ZM225 115V116H224ZM242 115V116H241ZM257 117H256V116ZM262 115V116H261ZM27 116V117H26ZM235 116V117H234ZM259 116V117H258ZM261 116V117H260ZM28 117H29V120H28ZM42 119H41V118ZM76 117V116H75ZM33 120H32V119ZM47 118V119H46ZM76 118H78V116L76 117ZM188 118H190V120H193V122H195V124L192 126L193 127V129L189 126V129L191 128V132H189L188 131V126H187V123L186 122H184V121H182V123H184V124H179V125H184L185 127H186V129H187V135L186 136H182V138H184L183 140L181 139V137H180V139H181V142H180V152H181V157H180V159H179V169H177L178 170V173H179V175L182 177V175H183V177L185 178L186 176H188V174H192V176L194 177V179H193V182L192 183H194L193 184V186L192 187H196V189L195 188H192V187H190L189 185H185V187H184V185H182V191L184 190V188H186V190L185 191H183V193L185 192L186 193V195H188V194H190L191 192H189L188 194H187V190H189L190 191V189H193L195 192H192L193 194H195V199L197 200V206H199V207H197V209L199 210V208L201 207V208H203L202 209V212H203V210H205V209H209V205H210V210L212 209V210H215V211H212L211 210V212L209 211V210H205V212H206V214H205V212H203L204 214L202 215V212H201V208H200V212H201V215H200V218L201 217H204L205 218V216H206V218L205 219H203V220H201L200 218V222H198V220H197V218L199 217H197V218H194V219H196V221H195V223L197 222V224L195 225L196 226V232H198L199 231V233L197 234V237H196V240H197V238H198V240H197V242L199 243V245L198 246H196L198 243H196L195 244V246H194V249L195 250H193L192 249V247H191V243H188L189 242V239H191V238H193V236L192 235H190L191 236V238H190V236H189V234H188V242H186V241H183V242H181V244H180V246H178V248H180V249H177L176 251L178 252L177 254L176 253H174V257H176L175 255H177L178 257L177 258H179V263L178 264H189L190 262H191V264H193V262H194V258H195V263L194 264H207L206 263V261L204 260L205 258H204V254H205V256H207L206 255V253H205V251L203 252V250L202 251H199V250H196V249H199L200 248V246H201V248L200 249H207L209 246H205V244L203 245L202 243H203V241L205 240V242H206V240H208V241H210L212 238H209V237H207V233L206 232H212V230L213 231H215L214 233L215 234H218L219 233V230H220V227L221 226H223V225H229L230 226V220H228V219H230L231 217L228 215L227 216V213L229 214V212H231V213H235L237 216H236V218L238 219H240V217H242L240 220H239V230H237L236 231V236L238 235V236H240L239 238L240 239H238L237 238V240H240V241H242V242H246V244L244 245V248L247 250V248H248V251H249V249H253L252 251H253V253H255V254H253L251 251H249V252H251L252 254H253V257H254V259L253 260H251V262H249V264L251 263V264H264V213H258V212H255V213H251L252 214V216L250 217V221L248 220L249 219V215H248V213H249V211H248V206L249 205H245L244 207H245V209H244V207H239V206H237L236 207V205L235 206H232V205H230V204H228L229 202H231L230 201V198H228L226 195H227V192H228V186L229 187H231V186H233V189L235 190V192H238V190H236V189H239L240 191H239V196H240V192H241V190H243V189H246V188H258V187H260V184L258 185L257 184V182L254 180V179H251V178H248V176L247 175H245L246 177H247V179H249V181L248 182H250V183H246L245 181H247V180H245L244 178H243V173L241 174L240 172H235V173H237V174H234V175H236V176H238L239 178L241 177L240 175H238V173L239 174H241L242 175V181H240L241 179H238V177H236V176H233V174H229V168H227V167H225L224 166V164H221V163H219V162H222L221 160H220V156H218L219 154L220 155H222L223 156V154L220 152V153H218V154H216V156L217 157H219V158H216V156H214V158H212V160H210V162H211V164H210V162H209V164L208 165H206L207 163H208V161L207 162H203L204 161V159H203V161H202V158L200 159V157L202 156V150H203V148H201V147H204V145H203V139H204V142H208V141H210V140H215V142H217L218 140L220 141L221 140V138L220 137H218V136H215V135H213V134H211V133H209V132H207L203 127H201L200 128V126H199V124L202 122L201 121V119H198V118H195V117H188ZM79 120H80V117L78 118ZM232 119V120H231ZM32 120V121H31ZM67 120H68V118H67ZM70 120V119H69ZM38 121V122H37ZM48 121V122H47ZM217 122V121H216ZM215 122V123H216ZM213 123V122H212ZM211 122H206V124L207 125H211L212 124ZM197 124H198V126H197ZM183 126V127H184ZM184 127V128H185ZM196 127V128H195ZM240 127V128H239ZM77 130H79V128H74V127H69L68 129H64V128H62V127H60L59 125H55V126H51V127H43V131H41L42 133H45L46 132V134H49L50 132L51 133H55V132H64V134H66V135H70V134H73L75 131H77ZM257 131V132H256ZM245 132V133H244ZM259 132V133H258ZM28 133V135H29V132H27ZM247 134V135H246ZM203 138V139H202ZM206 138V139H205ZM213 138H215V139H213ZM216 138H218L217 140H216ZM239 138V140H237ZM218 141V142H219ZM242 141V142H241ZM241 142V143H240ZM203 145V146H202ZM194 148V149H193ZM250 148V149H249ZM189 149H193L194 150V152L191 154V152L190 153H186V151L187 150H189ZM248 151V152H247ZM203 152H204V150H203ZM202 153V154H201ZM245 153V154H246ZM190 155V156H189ZM200 155V156H199ZM204 155V154H203ZM214 155V154H213ZM213 155H211L210 156V158L211 157H213ZM191 157L192 158H194L193 160L194 161H192L191 160ZM199 157V158H198ZM206 157H207V155H206ZM259 157V158H258ZM199 160H198V159ZM203 158H205V157H203ZM208 158H209V156H208ZM197 159V160H196ZM215 159V160H214ZM219 161H218V160ZM208 160V159H207ZM216 160H217V164H220V166L219 165H217L215 162H216ZM205 161H206V159H205ZM213 161V162H212ZM151 163V161H147V165L149 164V163ZM205 163V166L204 167H202V164H204ZM163 165V164H162ZM191 166H194L195 168L193 169ZM208 166V167H207ZM216 166V167H215ZM186 167H188V168H186ZM188 169L187 171H186V169ZM193 170H192V169ZM189 169L190 170H192V172L190 171L189 172ZM186 172H185V171ZM226 170H227V172H226ZM28 170L26 169V172H27ZM223 171V172H222ZM226 172V173H225ZM25 174V173H24ZM23 174V175H24ZM27 174H29V172L27 173ZM38 174V173H37ZM231 175V176H230ZM29 176V175H28ZM244 176V177H245ZM26 177V176H25ZM24 178V177H23ZM28 178V177H27ZM26 178V179H27ZM160 178V180L161 179H163V177L161 178V177H159ZM195 180V181H194ZM224 180V181H223ZM237 180V181H236ZM243 180H244V182H243ZM252 181V182H251ZM26 182L27 183H25V181H24V183H25V185L26 184H28V181L26 180ZM191 183V184H192ZM240 183V184H239ZM227 184H229V185H227ZM235 186H237V187H235ZM195 185V186H194ZM188 186L190 187V189L188 188ZM227 187V188H226ZM198 188V189H197ZM236 188V189H235ZM103 190H106V189H102V191ZM111 190V192H113V191H115V188H112V189H110ZM113 190V191H112ZM117 190V189H116ZM109 190H107V191H105V192H108ZM118 191V190H117ZM192 191V190H191ZM198 191H199V193H198ZM115 193V192H114ZM185 193H184V195H185ZM192 193H191V196H193L192 195ZM196 193H197V195H196ZM202 194H204V197L202 196ZM213 194V195H212ZM218 194V195H217ZM201 195V196H200ZM206 196V197H205ZM234 196H236V195H234ZM238 196V195H237ZM241 196H243V193L241 194ZM240 196V197H241ZM26 197V196H25ZM225 197H227V198H225ZM245 197V196H244ZM243 197V198H244ZM194 198V197H193ZM222 198H224V199H222ZM242 198V197H241ZM210 200V202H209V200ZM26 202H28L29 200L26 198V199H24ZM195 200V201H196ZM222 200V201H221ZM24 201V202H25ZM194 201V202H195ZM226 201H229V202H227L226 203ZM261 201H263L262 203L264 204V199L263 200H261ZM72 202H73V200H72ZM75 202V201H74ZM73 202V203H74ZM200 203H201V205H200ZM203 203V204H202ZM204 204H205V206H204ZM220 204H222V205H220ZM24 205H26L25 203H24ZM221 206V207H220ZM226 206V207H225ZM252 206V207H251ZM251 206H249V207H251L250 209V211L252 212V210L253 211H255V207L253 206V205H251ZM26 208H27V206H25ZM195 207V208H196ZM206 207V208H205ZM225 207V208H224ZM205 208V209H204ZM248 208V209H247ZM253 208V209H252ZM217 209V210H216ZM228 209V210H227ZM224 212H223V211ZM233 210V211H232ZM196 211V210H195ZM199 211H197L196 212V214H198L199 213ZM209 211V212H208ZM217 211V214L215 213ZM248 211V212H247ZM210 214L211 213V216H212V218L208 215V213ZM221 212L223 213L222 214V216H218L217 217V219H214V218H216V215H221ZM226 212V213H225ZM212 213H214V215L212 214ZM225 213V214H224ZM247 213V214H246ZM209 217H208V216ZM238 215H239V217H238ZM244 217H243V216ZM183 215H181V217L179 216V218H180V220L182 219V218H184V222H183V220H179V218H178V222H183L182 224H188L189 223V221L188 222H185V220H187V219H185L186 217L184 216V217H182ZM222 217V218H221ZM228 217H230V218H228ZM158 218H160V217H158ZM211 220H213L214 219V221H212V222H208V221H211ZM252 218V219H251ZM256 220H255V219ZM209 219V220H208ZM222 219V220H221ZM204 220H205V224H204ZM245 220V221H244ZM248 220V221H247ZM201 221H202V223L204 224H202L201 223ZM216 221H217V224L219 225H216ZM221 221V222H220ZM224 221V222H223ZM255 221H256V223H255ZM161 223V222H160ZM214 223V224H213ZM223 223H225V224H223ZM244 223V225L246 224L247 225V227H246V225L243 227V225L242 224ZM180 224V223H179ZM182 224H180L181 226V228H184L185 230H186V232H189V230L186 228V226L185 225H182ZM199 224V225H198ZM223 224V225H222ZM251 224L253 225V226H251ZM263 224V225H262ZM197 225L199 226V227H197ZM207 225V226H206ZM240 225H242V226H240ZM257 225V226H256ZM200 226H201V229H200ZM204 226V227H203ZM212 226H214V229H213V227ZM217 227H219V228H217ZM197 228H199L198 230H197ZM203 228H205V229H203ZM209 228H211V230L209 229ZM222 229L220 230L222 233H224V232H226V231H224V230H227V232H228V229L227 228H229L228 226L227 227H224V228H226V229H223V227H221ZM243 228V229H242ZM247 228V229H246ZM252 228V229H251ZM10 229H12V227L10 228ZM161 229V228H160ZM158 230V232L159 233H157V231H156V233L154 232V234L157 236V235H161L162 234V232H163V230L161 229V230ZM193 229H195V228H193ZM209 229V230H208ZM250 229V230H249ZM5 230H8L7 228L5 229ZM201 230V231H200ZM223 230V231H222ZM246 230H248V231H246ZM194 231V232H195ZM218 233H217V232ZM240 231V232H239ZM256 231V232H255ZM204 232V233H203ZM237 232H238V234H237ZM246 232V233H245ZM259 232V233H258ZM2 233H3V230H2ZM8 233H9V230H8ZM8 233L6 232V233H3V234H5L7 237H8V240L6 241V242H4V240L2 241V242H4V246L3 245H1V243H0V264H16L17 263V258L19 257V256H17L16 255V253H18L17 252V249H13L14 248V237L11 235V237H9L10 235H8ZM161 233V234H160ZM206 233V234H205ZM222 233H220V234H222ZM248 233H249V235H248ZM257 233V234H256ZM2 234V235H3ZM153 234V235H154ZM183 234V236H181L182 238H184V239H182V240H185V237H187V234L185 235V237H184V233H182ZM181 234V235H182ZM202 234V235H201ZM203 234H205V236H203ZM209 234V233H208ZM148 235V234H147ZM6 236H4V237H6ZM155 236V237H156ZM251 236V237H250ZM215 237V236H214ZM219 237L220 236H218V238L217 237H215V238H217V239H219ZM263 237V238H262ZM203 238H204V240H203ZM214 238V239H215ZM221 238V237H220ZM193 239H195V238H193ZM214 239H212L213 241H214ZM253 239V240H252ZM256 239V240H255ZM196 240L194 241V242H196ZM200 240H202V241H200ZM247 240V241H246ZM200 241V242H199ZM217 241V240H216ZM215 241V242H216ZM219 241V240H218ZM248 241H250V242H248ZM185 242V243H184ZM204 242V243H205ZM220 242V241H219ZM131 242H129V244H130ZM251 243H252V245H251ZM254 243V244H253ZM3 244V243H2ZM131 244H133V243H131ZM130 244V245H131ZM201 244V245H200ZM256 244V245H255ZM247 245V246H246ZM254 245V246H253ZM188 246H190V247H188ZM212 246V245H211ZM211 246H210V248L209 249H212L213 248V246H212V248H211ZM215 246H219L218 244H215ZM214 246V247H215ZM135 247V246H134ZM161 247H162V245H161ZM186 247H187V249H186ZM220 247H221V245H220ZM132 248V247H131ZM188 248H190V249H188ZM225 248H228V247H226L225 245H224V247H222V248H219V250L221 249V252L223 253H226V250H225ZM257 248V249H256ZM134 250H132L131 252H129V260H130V263L129 264H135V262L136 261H138V260H140V261H143L145 264H147V263H152V262H154L155 260H156V258H157V260L155 261L156 262V264L158 263V264H164L165 263V261H166V264H168L167 263V261L169 262L170 261V259H172L173 258V256H170L171 258L169 259V254H171L170 253V251H171V249H168V246L167 245H164L163 244V248H158V249H141V250H139V249H135V248H133ZM213 249H215V248H213ZM225 250V251H222V250ZM228 249H230V248H228ZM255 249H256V251H255ZM35 250V249H34ZM108 250H111V249H108ZM130 250V249H129ZM147 250V251H146ZM149 250V251H148ZM217 250H218V248H217ZM19 251V250H18ZM24 251H26L27 252V254L28 253H30L31 254V252H32V249H31V251L29 252V249H24ZM35 251H38V249H36ZM136 251H138V252H136ZM147 252L148 254H150V255H148V254H146V253H144V252ZM190 253H189V252ZM191 251H194V252H191ZM197 251V252H196ZM258 251V252H257ZM103 252H105L106 253V251H103ZM134 252H136V254H137V256L135 255V253ZM139 252H143V253H139ZM153 252V253H152ZM203 252V253H202ZM207 252V251H206ZM209 252V251H208ZM220 251H218V253L217 254H221V256H219V255H217V256H219L218 258L220 259H215V257H214V259H213V262L214 261H216V263L217 264H223V262H224V264H225V260L226 259H229L230 260V258H225V259H221V257H222V255L224 254H222ZM107 253H108V251H107ZM195 253V254H194ZM197 253V254H196ZM131 254L133 255V257L131 256ZM144 254V255H143ZM192 254H194L195 256H193ZM209 254V256H210V253H208ZM26 255V254H25ZM29 255V254H28ZM109 255H111V252H110V254ZM114 255V254H113ZM117 255V254H116ZM138 255H139V257H138ZM152 255V256H151ZM172 255V254H171ZM189 255H190V258H189ZM192 255V256H191ZM203 255V256H202ZM17 256V257H16ZM120 255L118 254L117 256H116V258L117 259H119V262H116V264L118 263V264H124L123 262H121L120 261V258H118ZM141 256H143V257H141ZM144 256H146L145 258H147V259H144ZM196 256H198V258L196 257ZM200 256V257H199ZM213 256H216L215 254L213 255ZM216 256V257H217ZM223 256H225V254L223 255ZM132 257V258H131ZM136 257H138V258H136ZM155 257V258H154ZM161 257V258H160ZM165 257V258H164ZM192 257V258H191ZM194 257V258H193ZM204 258L203 260H201L202 258ZM212 257V256H211ZM138 259V260H135V259ZM141 258H142V260H141ZM176 258V259H177ZM201 258V259H200ZM207 258V257H206ZM210 258V257H209ZM224 258V257H223ZM25 259L27 260L28 258L25 256ZM123 259V258H122ZM134 259V260H133ZM151 259V260H150ZM161 259V260H160ZM162 259H163V261H162ZM210 259H212V258H210ZM255 259H257V260H255ZM16 260V261H15ZM25 260V263L28 261H26ZM148 260H150L151 262H149ZM183 260V261H182ZM209 260V259H208ZM207 260V261H208ZM221 260H223V261H221ZM227 261V263L228 262H231V260L230 261ZM132 261V262H131ZM135 261V262H134ZM146 261V262H145ZM158 261V262H157ZM160 261H161V263H160ZM182 261V262H181ZM186 261H188V263L186 262ZM204 261V262H203ZM154 262V263H155ZM186 262V263H185ZM208 262H210V263H212V264H214L213 262H211L210 260L208 261ZM222 262V263H221ZM254 262V263H253ZM28 263V262H27ZM142 263V262H141ZM154 263H152V264H154ZM170 263V262H169ZM176 264H177V262H175ZM215 263V264H216ZM109 264V263H108ZM112 264V263H111ZM113 264H115V263H113ZM136 264H140V262L138 261V263L136 262ZM209 264V263H208Z\"/></svg>",
	"mask_w": 264,
	"mask_h": 264
}]
</instances>
